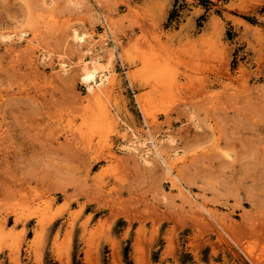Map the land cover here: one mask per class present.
<instances>
[{"label":"rangeland","instance_id":"1","mask_svg":"<svg viewBox=\"0 0 264 264\" xmlns=\"http://www.w3.org/2000/svg\"><path fill=\"white\" fill-rule=\"evenodd\" d=\"M75 30L115 129L83 127ZM142 97L175 174L120 151ZM0 264H264V0H0Z\"/></svg>","mask_w":264,"mask_h":264},{"label":"bare ground","instance_id":"2","mask_svg":"<svg viewBox=\"0 0 264 264\" xmlns=\"http://www.w3.org/2000/svg\"><path fill=\"white\" fill-rule=\"evenodd\" d=\"M73 36H74L75 41L77 42L78 48L79 47L86 48V50H83V49L79 50L80 54H81V52L82 53L84 52L88 55L91 54V56H94V50L97 49L96 44H98V43L94 44L95 43L94 35H91L87 39L83 35H79L78 31L75 30ZM102 42L104 43V46H105L106 40L102 41ZM27 44H28L27 45L28 50H30L34 47V45L32 47L31 43L30 44L27 43ZM99 44L102 45L101 42ZM98 47H101V46H98ZM33 51L31 53L33 54L35 60H37L39 55H38V53L33 52ZM38 52H39V49H38ZM40 54H41V52H40ZM81 56H82V54H81ZM84 56H86V55L84 54ZM154 57H156V56H154ZM98 59H99L98 57L97 58L92 57L91 61H86V60H84V57L82 56L80 58V61H79L77 66H80L78 68H80V71H81V77H80L81 83L87 87V91H88L89 95H92L91 97H93L95 99L94 101L97 102V113H96L95 122L92 124L90 122L89 123L85 122L83 127H84V129H89L91 131H99V133H102L103 130L105 129V127L110 128V129H115L117 127V120L115 119L114 115L108 110L107 107H105L104 104H102V101H101V98L104 95L108 94V92H110L109 89L114 88V85L116 84L115 83L116 77L113 73L114 71L112 72L113 75L111 74V70L109 72H104L103 67L99 66ZM159 59H160V57H159ZM156 60L157 59H153L152 61L146 60V67H147L146 71L148 72L147 74H149L148 79H152L156 82L158 81V83H159V81L164 82L167 79V74L169 71L168 67L166 66L165 63H162V62L156 61ZM65 63L60 64L61 65L60 70L62 71V72L60 71V73L68 71V67L66 66L67 63L66 64ZM143 66H145V65H143ZM57 71H59V70H57ZM139 103H140V107H141L144 115L145 114H148V116L153 115L152 117H154V120L152 121V124H150V123L148 124V131H146V132L135 130L134 128L131 127V125H128V127L126 129L122 130V132H119V133H121L122 140L126 143L120 149V151L132 152L137 157L142 159L144 162H146V163L148 162V164L150 162L149 161L150 158L157 157L159 160L162 161L165 168L171 174H175V170L177 169V167L179 165L178 163H181L184 160H182L179 157L176 158L175 156L174 157L176 158V160H172L171 159L173 156L172 154L177 155L176 150L173 149V150H171V152L170 151L167 152L164 149L167 141L165 139H159L158 133L160 131L159 132L153 131V124L157 123V120H156L154 113L151 112L150 100L142 97V98H140ZM69 130L71 131L72 128L70 127ZM141 130H143V129H141ZM169 142L171 144H173L174 140L169 141ZM113 155H114V153L112 154V156ZM174 157H173V159H174ZM172 180H173L172 183L174 182L173 185L179 189L178 191L180 193H184L183 188H185V187L181 188L182 186L179 184V182H177V180L181 182L178 175H175V178ZM185 194H186V192H185Z\"/></svg>","mask_w":264,"mask_h":264}]
</instances>
